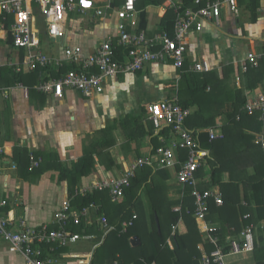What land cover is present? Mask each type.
Returning <instances> with one entry per match:
<instances>
[{"label":"crops","instance_id":"0c3cea01","mask_svg":"<svg viewBox=\"0 0 264 264\" xmlns=\"http://www.w3.org/2000/svg\"><path fill=\"white\" fill-rule=\"evenodd\" d=\"M183 2L187 6L186 1L183 0ZM250 2L252 0H246L243 6L240 5L242 12L240 17L236 18L228 11H224L220 25L206 23L202 31L192 30L187 34L185 38L186 62L188 61L190 70L196 61H201L212 66L213 69L209 72L213 71L215 75L221 76L230 66L234 67L235 71L237 65L241 67V62L246 59L250 50L262 49L264 23L260 20L259 11L257 19L252 18L250 10L246 11L245 5ZM137 6L139 9L138 27L140 30H145L140 26L143 12L141 9L143 8L147 11L148 25L145 31L150 36L162 32L163 17L169 9L175 12L173 7L165 4V0L160 4H156L155 1V3L151 2L146 5L142 0H139ZM79 13L80 15L77 17L75 12L70 14L66 23V34L58 39L49 37L45 18L42 14H37L42 49L47 54L63 58L64 48L75 45L82 46L83 51L88 53L93 51L108 35L117 34L119 20L114 14L110 13L106 18H99L94 16V11L89 13L79 11ZM175 14L177 13L175 12ZM25 55L26 50L17 48L13 44L10 33L3 30L0 25V90L6 91L5 95L0 94V148L3 149L1 154L3 160L0 162V196L9 199V206L5 211L16 219H26L32 225L43 223L54 225L52 220L55 211L59 208L62 200L70 196L69 182H60L58 172L55 170L46 172L40 181H31L19 172L18 167L13 168L15 164L13 157L16 151L26 150L36 156L45 154L49 159H53L50 162L60 161L66 168H70L86 154H89L88 156L92 157L96 164L89 174L81 176L74 189L75 194L81 187L90 186L94 181H99L103 177L123 175L131 162L137 158L133 148H138L143 156L147 155L153 148V136L141 137L136 142L126 145L128 138L119 121L128 116L141 115L142 117L144 115L143 123L146 124L151 120L144 111L148 112L150 103L162 100L177 102L182 69L175 67L171 61L146 63L139 71L122 73L109 78L104 92L94 97H86L75 89H66L62 97H57L38 90L36 86L42 81L59 78L71 69L73 64L67 61H64L63 65L53 64L51 69H37L40 71V75L34 76L32 72L36 70H29L24 65ZM196 72L208 73V71ZM226 86L220 94H225L222 97L226 99L225 106L229 107L232 95L228 89L234 91L240 88L242 86L241 76H238L236 72L232 73L229 84ZM210 89L208 87L207 92ZM247 91L264 93V83L256 88L246 89L245 95ZM211 103H213L212 108L214 109L216 104L222 103L221 98L219 97ZM224 122V117L218 116L215 126H218V123L223 125ZM116 123L117 126L109 132L110 140H114L115 144L105 148L104 151L102 149L101 158L106 161L101 162L93 148L94 139L101 138L98 133L108 126H115ZM166 128L168 130L162 132L166 138L165 141L158 138V132L154 133L155 138L161 144L174 140L171 128L165 126L164 129L166 130ZM219 129L221 130V128ZM109 160H115L117 164L111 167ZM211 175L212 169L207 164L199 172L200 187L202 189L203 187L205 189L218 187L222 191L219 185L206 187L212 181ZM229 178L228 172L223 173V180L229 181ZM156 179L167 186L170 199L178 200L180 204L181 192L178 190L180 186L175 182L174 173L169 171L164 181L158 176ZM143 198L146 200L145 195ZM126 200L124 199L122 202H126ZM96 205L102 208L101 205ZM242 206H248V201L243 199L238 205L241 231L235 236L228 235V240L242 239L244 226L250 224L247 222L250 218H244L247 213H242ZM92 213L93 209H91V217ZM262 221L261 227L263 228L264 220ZM214 222L218 223L220 227L223 226L221 221ZM196 223L203 239H206V234L201 231L197 219ZM174 226H176V230H174ZM102 230L104 231L103 228ZM186 232H188V227L181 218L177 224L173 225L172 235L185 234ZM103 236L100 242L94 244L93 251L85 252V254L92 253L93 255L94 250L104 242ZM258 236L259 234L256 232V240H258ZM204 243L205 241H201L198 245ZM167 244L170 248H174L171 237L168 238ZM258 253L260 255L258 259L255 250L238 254L230 253L227 255L226 261L228 264H261L260 258L264 257V250ZM19 256L23 259L18 253L8 251L6 244H0V264H14V260L19 259ZM71 261L63 262L67 264ZM74 261L76 263V260Z\"/></svg>","mask_w":264,"mask_h":264},{"label":"built area","instance_id":"2783aa9c","mask_svg":"<svg viewBox=\"0 0 264 264\" xmlns=\"http://www.w3.org/2000/svg\"><path fill=\"white\" fill-rule=\"evenodd\" d=\"M139 0H0V25L10 33L13 44L24 48L26 55L24 65L29 70L48 69L53 64L63 65L64 61L72 63L73 67L59 78L42 81L36 88L47 94L62 97L66 89H75L86 97H94L105 90L109 78L122 74L139 71L146 63L172 62L175 67L182 68L186 61L187 45L185 38L192 30L202 31L206 23L220 25L224 11L234 17L241 16L240 0H193L194 6H185L183 0H165V4L173 7L177 13L174 34L164 30L155 36H150L138 27ZM76 11L89 13L106 18L110 13L118 18L117 34L108 35L93 51L85 53L82 46H66L64 57L47 54L42 49L41 30L37 26V14L45 18L47 34L50 38H62L66 34V23L70 14ZM260 20L264 23V0L258 8ZM122 50V54L119 51ZM123 55V56H121ZM264 59V43L262 49L250 50L246 59L241 62L243 72L258 67ZM194 71H211L213 68L206 62H197L191 67ZM5 95L6 91L0 90ZM243 112L258 115L264 124V93L247 91ZM191 114L190 108H183L176 101L162 100L152 102L148 106V117L152 121L158 138L165 141L161 131L165 126L170 127L174 140L162 143L145 156L135 158L126 172L120 176H107L94 181L90 186L81 187L80 195L93 191L108 190L111 197L122 202L126 199L125 187L145 166L155 169H168L174 173L175 182L181 188V199L186 188H191L194 199L195 217L200 229L206 234L207 241L214 246L207 251L205 243L199 244L202 252L199 264H228L226 257L230 253L253 252L255 250L256 225L247 224L242 230V239H229L227 245L222 244L221 237L216 234L221 229L218 223L209 220L211 201L217 206L224 204L222 191L218 187L202 189L199 172L208 164L211 151L202 146L201 135L207 134L210 141L223 137L222 124L209 128L190 129L186 120ZM240 114L237 119H240ZM255 143L264 151V127L255 133ZM182 151L186 153L183 154ZM0 148V162L3 160ZM31 167L37 168L40 159L30 154ZM13 168L17 166L14 164ZM9 199L0 196V244H6L8 251L18 253L25 264H65L62 259L72 258L73 254L55 255L57 247L78 244L80 240L92 239L93 234H83L70 229L71 224L79 225L84 218L87 224H93L91 209L98 210L99 206L92 203L82 210L72 206L71 196L64 198L55 211L51 228L50 223L32 225L26 219H16L5 210ZM176 211L182 210V202L175 206ZM138 216L124 221L122 232H126L134 224ZM251 218V213L244 216ZM99 225L104 229V238L116 230L109 223L105 214L98 217ZM176 230V226H174ZM174 234V233H173ZM43 245H50V254L45 255ZM228 247V248H227ZM91 254H84L80 262L91 264Z\"/></svg>","mask_w":264,"mask_h":264},{"label":"trees","instance_id":"16d2710c","mask_svg":"<svg viewBox=\"0 0 264 264\" xmlns=\"http://www.w3.org/2000/svg\"><path fill=\"white\" fill-rule=\"evenodd\" d=\"M155 1L156 4H160L164 0H142L145 5L151 2L155 3ZM185 1L187 6L195 8L192 0ZM245 2L246 0H240V5L243 6ZM259 5L260 0H252L250 4L245 5L246 11H251L253 19L258 17ZM141 10L143 12L140 26L146 30L147 11L143 8ZM176 19L177 14L169 9L163 17L162 26L164 28L162 31L166 30L173 35ZM122 53L120 50L119 54ZM181 69L182 76L177 102L183 108L192 110L186 120V125L190 129L209 128L216 125L218 116H223L225 120L221 126L222 138L210 141L205 133L201 135L200 139L202 146L210 149L212 156L208 160V165L212 169V181L206 187L219 185L224 197L222 206L211 203L209 219L213 222L221 221L223 223L216 234L221 237L222 243L227 244L228 235L235 236L241 231L238 205L243 199L247 200L248 206H242L241 210L243 214L251 213V218L247 222L258 227L259 236L255 246V255L258 259L260 256L258 252L264 250V226L261 227L262 220H264V151L255 143L254 132H261L264 124L259 120L258 115L243 112L242 108L246 102V89H253L264 83V59L259 67L251 68L246 73H243L239 65L236 66V71L234 67H228L221 76L215 75L213 71L200 73L190 70L188 61H185ZM234 72L241 76L242 86L234 91L228 89L232 98L229 100V107H226V99L222 97L225 94L221 95L220 92L227 87L229 78ZM32 73L34 76L40 75L39 70ZM208 87L211 89L207 92ZM219 97L222 103L216 104L217 106L213 109L211 102L216 101ZM145 111L144 113L148 115L147 110ZM239 114L241 115L240 119H237ZM143 116H128L119 121L128 138L125 144L136 142L141 137L153 136L152 147L155 150L162 144L154 136L157 130L152 122L148 121L144 124ZM116 126L117 123L115 126L106 127L98 133L101 138L94 139L93 148L101 162L106 161L101 158L102 149L104 151L105 148L115 144L114 140H110L109 132ZM167 130L166 128L161 133ZM133 151L137 157L143 156L138 148L134 147ZM30 153L26 150H19L13 157V162L25 177L31 181H40L46 172L55 170L58 172L60 182H69V193L74 208L82 210L85 207H90L92 203L101 205L102 208L97 211L93 210V224H87L83 218L79 225H70L72 231L93 234L95 235L93 241L98 243L104 234L98 223V217L101 214H106L109 223L117 226V229L107 234L104 242L94 250L91 264H199L202 253L197 248L198 243L205 241L206 249L209 252L214 249L207 239H203L198 229L194 199L190 194L191 188L187 187L184 198H180L183 205L182 210L176 211L174 208L179 204V201L171 200L168 196L167 186L156 179L158 176L164 181L170 170L155 169L151 166L140 168L136 176L125 187L126 202H117L111 197L108 190L95 191L87 195L75 194L74 189L81 176L89 174L96 164L95 160L88 156L89 154H86L70 168H66L60 161L50 162L53 159H49L45 154H41V156L37 154L36 158L41 160L40 166L32 168ZM109 162L111 167L117 164L115 160H109ZM225 172L230 175L229 181L223 180ZM178 190L181 192V188ZM135 213L138 217L134 219L133 226H130L126 232H122V222L130 220ZM181 218L186 223L188 232L172 235L173 225L177 224ZM51 228H58V225H51ZM135 235L141 240V244L136 247L132 246L130 240ZM169 237L173 240V249L167 244ZM66 248L57 247L55 255L68 253ZM43 249L45 255L50 254V245H43ZM72 259L74 258H64L62 261ZM260 260L261 264H264V257Z\"/></svg>","mask_w":264,"mask_h":264},{"label":"rangeland","instance_id":"374dc122","mask_svg":"<svg viewBox=\"0 0 264 264\" xmlns=\"http://www.w3.org/2000/svg\"><path fill=\"white\" fill-rule=\"evenodd\" d=\"M75 14H76V17L80 15L79 12H75ZM94 244H95V241L86 240L78 244H72V245L67 246L66 251L75 255V258L72 259L71 262L69 263L67 262V264H83L82 262H80V260H82L83 258L78 259L76 263L74 260H76L77 257H84L85 252L93 251ZM13 263L14 264H24V260L20 257L19 259L14 260Z\"/></svg>","mask_w":264,"mask_h":264},{"label":"water","instance_id":"95a60500","mask_svg":"<svg viewBox=\"0 0 264 264\" xmlns=\"http://www.w3.org/2000/svg\"><path fill=\"white\" fill-rule=\"evenodd\" d=\"M130 240H131L132 246H134V247L139 246L141 244L140 238L138 236H136V235L131 237Z\"/></svg>","mask_w":264,"mask_h":264},{"label":"clouds","instance_id":"9594fccd","mask_svg":"<svg viewBox=\"0 0 264 264\" xmlns=\"http://www.w3.org/2000/svg\"><path fill=\"white\" fill-rule=\"evenodd\" d=\"M91 194V193H90Z\"/></svg>","mask_w":264,"mask_h":264}]
</instances>
